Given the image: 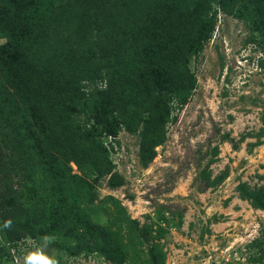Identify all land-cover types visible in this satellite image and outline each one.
I'll use <instances>...</instances> for the list:
<instances>
[{"label": "rangeland", "instance_id": "obj_1", "mask_svg": "<svg viewBox=\"0 0 264 264\" xmlns=\"http://www.w3.org/2000/svg\"><path fill=\"white\" fill-rule=\"evenodd\" d=\"M205 4L200 32L192 14L174 24L190 89L158 142L142 140L148 103L133 131L110 112L104 73L79 83L88 110L40 128L11 112L0 121V264L43 236L58 264H264V0Z\"/></svg>", "mask_w": 264, "mask_h": 264}, {"label": "trees", "instance_id": "obj_2", "mask_svg": "<svg viewBox=\"0 0 264 264\" xmlns=\"http://www.w3.org/2000/svg\"><path fill=\"white\" fill-rule=\"evenodd\" d=\"M205 2L183 6L181 0H0V121L11 112L40 128L46 118L88 110L90 95L79 83L104 73L110 112L133 131L141 106L148 103L142 140L158 142L171 101L181 104L183 92L190 89L174 24L192 14L195 33L200 32L197 10ZM254 25L264 41V21ZM153 92L162 96L144 100ZM78 134L87 151H94L96 173H102L98 141L86 130ZM42 143L51 147L46 139ZM73 149L65 158L78 166Z\"/></svg>", "mask_w": 264, "mask_h": 264}, {"label": "clouds", "instance_id": "obj_3", "mask_svg": "<svg viewBox=\"0 0 264 264\" xmlns=\"http://www.w3.org/2000/svg\"><path fill=\"white\" fill-rule=\"evenodd\" d=\"M11 226V219L4 221V229H10ZM51 239L49 236H43L39 244L33 242L30 248L21 251V254L15 258L14 264H58L57 259L47 252Z\"/></svg>", "mask_w": 264, "mask_h": 264}]
</instances>
